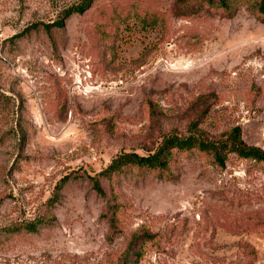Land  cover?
Here are the masks:
<instances>
[{"label": "rangeland", "instance_id": "rangeland-1", "mask_svg": "<svg viewBox=\"0 0 264 264\" xmlns=\"http://www.w3.org/2000/svg\"><path fill=\"white\" fill-rule=\"evenodd\" d=\"M257 1L0 0V264H264V160L228 140L264 149ZM168 134L223 164L100 173Z\"/></svg>", "mask_w": 264, "mask_h": 264}, {"label": "trees", "instance_id": "trees-1", "mask_svg": "<svg viewBox=\"0 0 264 264\" xmlns=\"http://www.w3.org/2000/svg\"><path fill=\"white\" fill-rule=\"evenodd\" d=\"M205 4H207L210 9L217 7L219 9L228 11L231 8L230 0H176L174 11L177 15L189 14L196 12L198 7H204ZM256 6L260 12L264 13V0H258ZM76 9L81 10L80 7H77ZM180 10L182 11L181 14H179ZM228 15H230V12ZM228 138L230 150L235 152L238 156L256 160H264V149L247 145L241 138L239 127H233L228 135ZM220 145L223 147L226 146L225 142L219 143L218 141H204L191 135L180 137L177 135L168 134L162 138L158 148L154 152L146 155L137 153H121L113 158L109 165L100 173L106 174L117 170L122 164L128 162L135 163L137 165H145L148 167H164L172 148L183 150L192 146H198L202 150L211 149L214 152L215 158L218 160V162L223 164ZM90 178L92 179L96 190L102 193V188L99 184L98 178L96 176H90Z\"/></svg>", "mask_w": 264, "mask_h": 264}]
</instances>
